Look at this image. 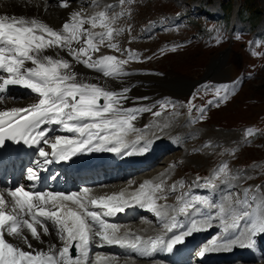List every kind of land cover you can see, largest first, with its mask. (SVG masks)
Returning <instances> with one entry per match:
<instances>
[{"label": "snow or ice", "instance_id": "obj_1", "mask_svg": "<svg viewBox=\"0 0 264 264\" xmlns=\"http://www.w3.org/2000/svg\"><path fill=\"white\" fill-rule=\"evenodd\" d=\"M61 6L68 7V3L61 0ZM97 27L104 31H92ZM114 31L106 12L91 18H84L80 11L74 12L59 29L35 18L0 15V94L9 86H20L36 97L26 108L0 111V146L6 140L35 145L42 142L51 149V152H46L43 147L38 149V155L45 161L50 154L59 160H69L77 153L93 148L120 152L121 148L128 147L126 137L135 131L133 121L137 119V111L150 109H124L122 101L126 99L127 89L123 92L109 90L88 82L76 70V65H81L113 79L124 74L123 66L127 61L113 55L93 59L106 41L109 48L119 50L118 45L111 42ZM49 124L61 126L72 136L49 140L43 129ZM226 170L227 165L220 168L219 173L226 174ZM27 173L30 180L39 179L37 170L28 168ZM157 191H162L161 185L142 184L128 199L124 192L94 198L88 188L83 189L82 194L33 192L23 186L0 191V264H83L88 259L93 238L144 255L149 254L148 246L155 250L158 245H163L171 252L174 245L184 242L185 236L198 230L196 222L166 242L162 237L148 240L133 234L121 237L117 234L118 226L104 218L123 212L129 199L142 207L147 206L158 218H164L166 214L156 202ZM181 199L182 204L176 210L178 214L187 215L188 209L196 204L210 206L207 200ZM65 202H71L77 208L68 207ZM89 205L107 211L90 210ZM220 213L225 214L222 207ZM231 219L230 224L223 221L226 232L239 229L243 222L248 235L264 233V209L252 213L241 206L238 211H231ZM50 227L56 228L60 247L50 245L46 251L31 250V240L44 243L41 237L50 234ZM164 227L169 232L180 227L177 217L172 216ZM243 235L245 232L240 231L234 240L220 244L214 241L212 248H204L199 255L203 257L206 252L219 247L230 248ZM247 246H252V242ZM73 249L76 256L72 255Z\"/></svg>", "mask_w": 264, "mask_h": 264}, {"label": "rangeland", "instance_id": "obj_2", "mask_svg": "<svg viewBox=\"0 0 264 264\" xmlns=\"http://www.w3.org/2000/svg\"><path fill=\"white\" fill-rule=\"evenodd\" d=\"M86 4L90 8L93 6V10H104L109 22L111 17L115 23L112 25L110 22L115 30L113 37L117 35L111 42L118 45L119 50L109 48L106 41L100 46L101 51L127 61L123 66L125 70L153 71L130 75L155 78L156 92L153 97L156 105L169 95L188 98L203 80L231 84L232 89L225 91L216 87L217 83H204L203 86L209 84L214 91L208 92V88V97L199 101L207 119L196 107L194 117L197 122L194 125L185 121L183 108L166 110L165 116L168 117L154 116L149 119L156 122L164 120L170 126L178 118L180 123L186 122L189 129L196 127L192 137L181 142L185 145L159 158L164 162L161 164L168 161L167 169L171 172L164 170L168 173L166 180L172 181L182 176L193 179L209 174L222 159H229L226 173L242 177L234 188L235 192L244 196L247 192L251 194L258 186L264 189V53L262 57L259 53L251 54L252 42L247 40L251 36H262L264 39V0H88ZM215 21L227 24L229 32L234 27L235 33L244 37L219 46L208 43L207 24ZM216 61L220 62L212 71ZM235 77L238 80L231 81ZM176 79L190 84L184 83L182 91H175L162 82ZM144 86V82L138 83V89ZM248 127H253V135H249L251 138L244 136V128ZM184 149H188V152ZM234 169L238 173H234ZM149 171L152 172L147 170L143 173ZM114 183L117 182L109 186ZM134 222L132 224L138 221ZM120 259L131 261L128 256ZM150 262L154 264L156 261H143L145 264Z\"/></svg>", "mask_w": 264, "mask_h": 264}, {"label": "bare ground", "instance_id": "obj_3", "mask_svg": "<svg viewBox=\"0 0 264 264\" xmlns=\"http://www.w3.org/2000/svg\"><path fill=\"white\" fill-rule=\"evenodd\" d=\"M87 1L88 0H69L68 7L63 8L58 3L57 0H0V15H7V16H12V17L35 18L37 20H40V21L52 26L55 29H59V28H61L63 23L67 22L70 19L71 15L74 12H77V11L82 12L84 18L93 17V14L96 11L93 10V6L91 8H90V5L87 7V4H86ZM92 1H95V0H92ZM93 5H95V7H96V4L93 3ZM96 9H98V8H96ZM85 27L87 28L88 26L86 25ZM61 55L64 56L66 59L69 58V57H67L66 53H64V52H61ZM218 63L216 61L213 64V66L211 68L212 71L214 70V67H216ZM76 70L81 74L82 77L86 78V80L88 82L100 84L109 90L114 91V90L118 89L119 92H123V90L127 89V92L125 93L126 98H127L125 105L127 107H130V106L139 107V105H140L139 102H143L142 99H144L146 97H148L150 99L155 95V92H156L155 87H154V83H153V81H154L153 79H155V78L151 77V76H142L140 74H133V75H122L118 79H113L110 77H103L100 73H97L93 70L86 69L85 67H83L81 65H76ZM140 82H144L146 86L142 87L141 89H138V83H140ZM162 82L164 84H167L170 88H172L175 91H182L184 89V83L190 84V82H187V81L183 82L181 79H176L175 81L162 80ZM34 102H35L34 97L17 98L15 96L10 95L8 97L2 98L0 96V111L6 110V109H11V108H24V107H27V106L33 104ZM179 121H178V118H177V120L175 119V123L170 125V126H168L164 120L157 121L156 123H154L153 125L150 126L149 134L154 135L156 133H162L164 138H167L168 136H170V138L175 139L177 141V143H179V144H181V142L184 143L185 139H187L191 136L193 129L195 130L196 127L193 129H189V127H188L189 125L186 124V122L180 123ZM134 122L137 126H143L144 123H147V120L145 119V117H143V116L141 117V115H140V117H137V119ZM172 122H173V118H172ZM167 132L171 133V134H168ZM55 137H57V136H52V138L50 140H52ZM183 145H185V144H183ZM186 146H187V144H186ZM178 150L179 149H177V151ZM187 150L184 149V151H187ZM170 151L171 150H167V154H170ZM167 154H164V155H167ZM187 154L189 155V153H187ZM161 161L162 160H157L158 163L150 169V170H152V172L149 171V173L148 172L146 174L143 173L142 175H144V174L149 175L150 177L155 178V180L166 179V177L168 175V173H166V172L170 171V170L168 171V169H167L168 168V161L166 160L167 164H161V163H164ZM159 169L163 170V173H160ZM154 172H155V174L153 175ZM23 179L24 178L22 176H19V177H17L16 180H17V182H20ZM126 183H128V187L134 186V184L131 182L130 179L127 180ZM117 185H118V183H115V184H112V186L110 188L101 187L100 189L105 190V189L116 188V187H118ZM220 186L223 187L224 185L221 184ZM7 190H9V188H7L6 186H0V191L6 192ZM220 198L223 202V206H225L224 211H225L226 216H227V210L229 212H231L233 210V203L231 204L230 199L224 194L221 195ZM205 200H207L209 202V204L212 203L211 200L209 199V197H205ZM139 224H140V222H136V224H133L131 228H128L126 230V233L133 234V230L135 229L136 226H139ZM49 232H50L49 235H42V237H41V239L44 241V243H40L38 241L31 240V243L33 244V249H31V250H34V251L45 250L46 251L50 245H55L57 248H59L60 247V241L58 240L57 235H56V228L50 227ZM151 232H152V230H151ZM97 254H98L97 256L99 257L100 254L99 253H97ZM195 255H196V252L194 253V256ZM94 261H95V257L93 259L92 264H94ZM151 263L152 262H150V264ZM155 263L156 262H154V264ZM83 264H85V261L83 262ZM95 264H141V263L139 261L138 262L122 261V260L115 261L114 259H110V258H101ZM143 264H145V263H143ZM146 264H148V263H146ZM240 264H259V262L258 263L248 262V263H240Z\"/></svg>", "mask_w": 264, "mask_h": 264}, {"label": "trees", "instance_id": "obj_4", "mask_svg": "<svg viewBox=\"0 0 264 264\" xmlns=\"http://www.w3.org/2000/svg\"><path fill=\"white\" fill-rule=\"evenodd\" d=\"M245 12H247V11L245 10Z\"/></svg>", "mask_w": 264, "mask_h": 264}]
</instances>
